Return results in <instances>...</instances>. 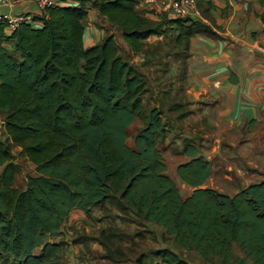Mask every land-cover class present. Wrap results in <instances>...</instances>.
I'll use <instances>...</instances> for the list:
<instances>
[{
    "label": "trees",
    "instance_id": "trees-1",
    "mask_svg": "<svg viewBox=\"0 0 264 264\" xmlns=\"http://www.w3.org/2000/svg\"><path fill=\"white\" fill-rule=\"evenodd\" d=\"M73 1L49 6L44 16L21 22L12 31L0 24V264H64L69 244L61 233L70 213L78 209L89 217L94 209L106 207L116 209L122 220L132 216L140 224L154 225L204 264H264V172L251 169L263 177L232 194L205 186L211 161L184 139L182 151L189 159L179 162L175 173L191 192L181 196L159 147L167 133V91L154 89L149 77L122 56L113 33H103L90 46L83 40L93 8L118 30L129 52L143 56V66L150 62V37L162 40L174 31L184 58H176L177 66L169 62L168 70L160 67L164 61L154 62L159 74L154 83L169 76V89L185 79L192 36L221 38L217 31L222 26L211 14L215 5L197 0L205 4L204 21L155 15L141 0ZM155 90L159 104H147L146 96L153 98ZM178 106L174 103L167 111ZM135 120L141 126L130 146L128 127ZM14 148L35 170L25 176L23 188L14 184L20 169ZM123 236L111 226L100 230L107 257ZM234 243L242 256L233 257ZM132 264L185 260L162 246L137 253Z\"/></svg>",
    "mask_w": 264,
    "mask_h": 264
},
{
    "label": "crops",
    "instance_id": "crops-1",
    "mask_svg": "<svg viewBox=\"0 0 264 264\" xmlns=\"http://www.w3.org/2000/svg\"><path fill=\"white\" fill-rule=\"evenodd\" d=\"M211 2L215 5L211 10L215 23L222 26V30L217 31L221 38L203 34L191 37L190 56L186 60L187 72L182 85L179 89L175 86L167 90L161 88L167 91L163 94L164 107L166 104H179L176 110L168 112L174 115L168 126L176 127L182 161L189 159L182 151L186 139L196 146L199 154L211 161V174L215 170L214 159L225 162L226 167L232 162L228 169L248 166L250 170L264 172V20L261 18L264 16V2ZM62 3L75 2L63 0ZM204 6V3L198 4L200 10ZM225 7L227 15L222 16ZM0 8L11 14L36 10L32 3L26 1ZM94 14L104 21L93 8L88 11L83 36L85 46L95 44L102 36L91 25ZM157 96L158 90H155L151 104H159ZM186 106L187 109L183 110ZM183 112L188 114L178 118ZM251 119H254L252 125L249 123ZM167 135L162 142L166 148ZM219 139V145L215 147V141ZM166 172L172 175L168 166ZM260 179L250 180L247 184ZM73 211L78 216L84 214L78 209Z\"/></svg>",
    "mask_w": 264,
    "mask_h": 264
},
{
    "label": "rangeland",
    "instance_id": "rangeland-1",
    "mask_svg": "<svg viewBox=\"0 0 264 264\" xmlns=\"http://www.w3.org/2000/svg\"><path fill=\"white\" fill-rule=\"evenodd\" d=\"M25 1L30 2L34 5L32 1ZM87 21L88 20L85 21L86 24ZM91 23V25L94 27V29L97 30L98 33L114 34L116 42L120 45L119 48L122 56L128 59L130 62L136 64V66L142 72H144L147 77H149L147 79H149L151 86L154 89H157L156 86L163 87L166 90L168 89V83L166 81L169 76L167 78H164V80H162L159 84L154 83L153 78L159 76L158 73L154 72V62L164 61L162 65H160V67L161 69H164V67H166L168 70V68L170 67V63L172 66V62L176 63V66L177 64L179 65V63L175 62L176 58H184V52L182 48L175 46L174 31L168 32V36H166L162 40H157L154 37H150L149 43L147 44L148 49L151 51L149 52V56L147 58L150 62H147L146 65L142 66L141 62L143 56L141 54L134 55L129 52L125 43L120 37L118 30H116L114 27H111L105 21L100 20L95 14L93 22ZM162 71L164 73L166 72L165 70ZM181 85V83L176 82L171 87V89H173L174 86L179 89ZM148 96L149 95L146 96L145 100H147V104H151V99L147 98ZM168 107L169 105L166 104V106L163 108V120L164 122H166V124H171V121L173 119L172 117H174V115L168 113ZM185 109H187V106L183 108V110ZM140 126L141 124L139 120H135V122L128 127V145H132V136L135 133L136 129H138ZM174 128L176 127L170 125L167 126V137L169 139L167 148L162 142H160L159 147L163 152L165 162L169 169V173H172L171 178L177 184L181 196L184 197L191 192V187L183 184L173 170L175 169L176 164L183 160L178 146L179 144H177L179 135ZM1 131L2 130L0 127V136L3 134ZM220 139L215 141V147L219 145ZM13 152L15 154L14 160L20 167L19 172L15 176L14 184L19 188H23L25 186V176L27 174H35L34 166L26 158L19 156L15 148L13 149ZM213 163L215 166V170L204 184L205 186L214 187L217 190L228 194L236 192L239 188L245 186L250 180H257L263 177L257 172H252V170H250L248 166H242L241 169L237 170L234 168H227L228 166L232 165V162H229L227 167L225 162H218V159H214ZM71 213L72 214H70L68 221L62 227L61 233V237L67 240L69 244V248L67 249L64 257V264H132L133 258L137 253H148V251L162 246H167L170 249L178 251L180 257L185 260V264H204L199 260L197 254L194 251H185L178 248V246L173 242L171 238L162 236L159 232V229L154 225L149 224L148 226L146 224H140L132 216H129V218L134 221L122 220L119 218V213L116 209L106 207L103 210L97 208L93 210L91 216L89 217L85 214L78 216L74 211ZM110 226L114 227L119 235L124 236L121 241H114L113 246H111V256L107 257L106 255H108V252L105 249L104 245L100 243L99 232L100 230L107 229ZM149 229H152L153 232L150 233ZM78 237H88V240L85 243L72 242ZM232 254L234 258L242 256V253L235 243L232 247ZM247 262L248 264H253L250 261ZM233 264H237V262H234Z\"/></svg>",
    "mask_w": 264,
    "mask_h": 264
},
{
    "label": "built area",
    "instance_id": "built-area-1",
    "mask_svg": "<svg viewBox=\"0 0 264 264\" xmlns=\"http://www.w3.org/2000/svg\"><path fill=\"white\" fill-rule=\"evenodd\" d=\"M25 0H0V7L16 4ZM32 1L35 11L11 14L0 8V24H4L7 31L14 30L21 22H32L35 16H44L47 7L61 4L63 0H27ZM141 4L151 10L155 15L166 14L171 17L201 18V10L197 0H141Z\"/></svg>",
    "mask_w": 264,
    "mask_h": 264
}]
</instances>
